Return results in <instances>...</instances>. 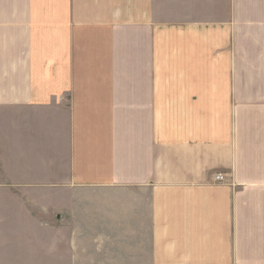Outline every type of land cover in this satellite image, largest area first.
<instances>
[{"label":"crops","instance_id":"crops-1","mask_svg":"<svg viewBox=\"0 0 264 264\" xmlns=\"http://www.w3.org/2000/svg\"><path fill=\"white\" fill-rule=\"evenodd\" d=\"M77 224L131 264H264V0H0V264Z\"/></svg>","mask_w":264,"mask_h":264},{"label":"rangeland","instance_id":"rangeland-1","mask_svg":"<svg viewBox=\"0 0 264 264\" xmlns=\"http://www.w3.org/2000/svg\"><path fill=\"white\" fill-rule=\"evenodd\" d=\"M77 233L70 234L75 238L73 241H68L66 245V252L61 248L56 250L57 261L55 264H131V261H137V259H130L126 250L123 249H100L96 248V231L90 229L88 235H82L78 232L79 225L76 226ZM111 235V234H110ZM112 239H109V241ZM114 253V254H113ZM66 260H65V258ZM53 259L46 258L44 260Z\"/></svg>","mask_w":264,"mask_h":264},{"label":"built area","instance_id":"built-area-1","mask_svg":"<svg viewBox=\"0 0 264 264\" xmlns=\"http://www.w3.org/2000/svg\"><path fill=\"white\" fill-rule=\"evenodd\" d=\"M214 181H216V182H227L228 179H227L225 173H223V172H219V173H216V174L214 175Z\"/></svg>","mask_w":264,"mask_h":264}]
</instances>
